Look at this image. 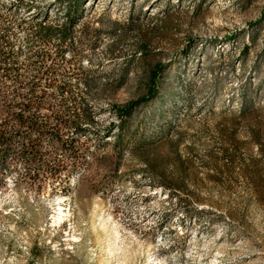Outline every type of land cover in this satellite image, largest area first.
<instances>
[{
    "label": "rangeland",
    "instance_id": "374dc122",
    "mask_svg": "<svg viewBox=\"0 0 264 264\" xmlns=\"http://www.w3.org/2000/svg\"><path fill=\"white\" fill-rule=\"evenodd\" d=\"M14 1L0 0L16 71L0 69V113L29 97L36 55L55 57L35 31L70 3ZM62 48L52 79L80 119L61 139L81 163L0 160V264H264V0H82ZM55 146L41 139L50 167L68 162Z\"/></svg>",
    "mask_w": 264,
    "mask_h": 264
},
{
    "label": "trees",
    "instance_id": "16d2710c",
    "mask_svg": "<svg viewBox=\"0 0 264 264\" xmlns=\"http://www.w3.org/2000/svg\"><path fill=\"white\" fill-rule=\"evenodd\" d=\"M81 2L82 0H70L65 11V21L60 26L49 25L45 16L35 31L36 36L44 45L55 39L58 48H56L54 58H51L46 53H38L36 55V62L39 64L37 74H40V77H37L36 82L31 83L29 97L22 99V102L16 101L13 104H8L7 108L0 113L1 164H6V156L15 152V154H18V159L26 166H34L38 170L49 171L50 173L66 169L69 175H72V172L76 170V166L81 163L80 149L75 147L72 142L61 139V132L66 125L79 129L77 122L80 119V115L76 112L70 114L66 97L68 94L67 85L65 83H57L52 79L55 70L59 68V64L54 62L57 60L56 56L62 57L64 50H66L62 48L64 45L67 47L73 46V31ZM14 3L19 5L23 3V0H15ZM4 43L9 47L7 40ZM13 64V57L10 51L4 52L0 57V69L4 72V76L7 77L12 72H16ZM44 76L46 77L44 78ZM41 84H44L45 88L54 87L59 93L60 101L57 109H54L55 106L52 105L45 91L38 88ZM150 98L152 96L144 99V103L150 100ZM0 102L3 104L8 103L4 98ZM144 103L136 101L128 104L125 108L115 109L117 116L121 120L127 119L132 109ZM42 110H46L50 114L48 116H41ZM51 121L55 122L53 127H50ZM13 126L17 127L18 130L11 131ZM21 129H25V132L23 133ZM32 132L36 135L33 139L30 137ZM15 137L18 138L16 142L13 140ZM44 137L51 138L52 142L56 144L54 151L60 150L68 154V162L53 158L52 167H50L40 152L41 139Z\"/></svg>",
    "mask_w": 264,
    "mask_h": 264
}]
</instances>
